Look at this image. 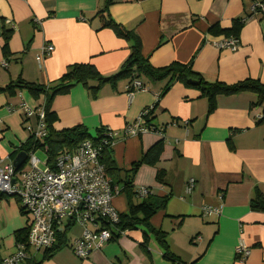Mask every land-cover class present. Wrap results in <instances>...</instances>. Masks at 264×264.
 <instances>
[{
    "label": "crops",
    "instance_id": "crops-1",
    "mask_svg": "<svg viewBox=\"0 0 264 264\" xmlns=\"http://www.w3.org/2000/svg\"><path fill=\"white\" fill-rule=\"evenodd\" d=\"M254 1L114 0L109 14L138 35L143 56L155 68L191 63L208 82L232 85L252 78L264 83V14L245 22L237 52L218 48L215 43L226 37L209 32L214 25L229 29L234 21L248 17ZM104 3L0 0V87L19 79L48 86L76 63L93 64L106 77L119 72L130 56V46L103 28L98 12ZM7 30H13L10 57L2 51ZM46 45L54 46V52L39 59ZM141 82L147 90L133 96L127 80L102 86L95 98L82 85L57 96L51 108L58 118L55 130L83 126L93 137L99 130L115 133L111 156L120 172L108 179L117 182L162 139L155 133L125 135V128L151 109L152 123L166 128L163 152L155 166H140L133 187L150 189L153 201L169 197L165 209L150 220L152 228L167 234L170 251L186 264H264V212L250 207L256 190L264 193V123L259 124L264 106H254L257 95L220 96L208 115V102L198 90L174 83L158 99L166 82ZM21 102L36 108L45 98L35 99L27 91L0 94V159L13 161L10 155L31 137L19 111ZM161 170L166 174L164 184L157 180ZM190 180H194L192 191H188ZM220 204L224 207L219 217L202 216L204 206ZM114 207L120 214L128 212L125 194L118 191ZM26 226L19 202L2 198L0 261L15 254L16 234ZM72 229L73 235L67 236ZM81 232L80 227L69 226L65 244L52 257L44 259L45 251L30 253L26 264H173L152 233L142 229L125 231L80 260L71 248ZM241 244L251 250L245 260L237 257Z\"/></svg>",
    "mask_w": 264,
    "mask_h": 264
},
{
    "label": "built area",
    "instance_id": "built-area-1",
    "mask_svg": "<svg viewBox=\"0 0 264 264\" xmlns=\"http://www.w3.org/2000/svg\"><path fill=\"white\" fill-rule=\"evenodd\" d=\"M264 14V3L255 0L244 22ZM215 45L221 50L237 52L241 47L236 37L218 41ZM54 46L42 48L41 57L54 52ZM6 67L7 64L4 63ZM128 91L130 96L136 92L146 91L147 87L139 80ZM130 87L128 86L127 89ZM149 110L144 111L135 123L125 128L127 137H139L147 133H155L165 138V128L150 127L145 123ZM27 131L36 140H44L48 135L45 103L31 108L25 102L19 105ZM262 118V117H260ZM188 123H186L187 125ZM2 121L0 120V129ZM171 125L177 126V122ZM108 139L93 141L86 139L71 152H62L43 164L35 154L39 150L27 152L28 160L22 168H16L13 161L0 159V200L12 198L19 202L23 215L27 218V241L17 243L15 254L0 261V264H26L30 253L48 251L58 243V234L66 232L69 226L81 228V235L73 242L72 251L80 260H86L95 250H100L106 243L121 236L125 231L117 228L120 213L114 207V197L118 194L111 186L100 162L103 145L113 146L116 134L106 130ZM45 168H41L40 165ZM26 166L28 168H26ZM194 188V180H190L188 191ZM141 198L151 195L148 188L138 190ZM223 204L204 206L203 217H219ZM237 257L245 260L251 250L241 244L238 246Z\"/></svg>",
    "mask_w": 264,
    "mask_h": 264
},
{
    "label": "trees",
    "instance_id": "trees-1",
    "mask_svg": "<svg viewBox=\"0 0 264 264\" xmlns=\"http://www.w3.org/2000/svg\"><path fill=\"white\" fill-rule=\"evenodd\" d=\"M114 4V0H105L104 7L98 12V16L103 21V28L110 29L114 34L129 43L130 56L122 65L119 72L106 77L102 75L99 70L90 63H76L68 66L66 72L56 81L52 82L48 86L26 82L22 79L17 80L16 83H10L5 87H0V94H8L9 96H15L17 91H27L35 99H39L41 96L45 98V110H46V122L48 135L44 140H36L34 137H30L28 141L18 150L14 151L11 155V159H15L21 151L30 152L31 150H47V155L50 159L55 158L62 152L74 151L78 145L86 139H91L94 142L101 139H108L106 130H99L96 137L91 136L86 128L83 126H77L71 129L57 131L54 128L55 122L58 120L56 114L51 111L54 99L57 96L68 94L74 87L82 85L87 88L91 95L95 98L98 92L104 85L116 86L120 81H128L130 87L128 91H134L132 84L135 81H141L146 79L148 81L159 83L166 82L163 92L159 98L163 97L171 88L174 83H181L186 88L195 89L201 92L203 98L208 102V115L213 113L216 109V101L220 96H233L241 93H254L257 95L258 100L254 105L264 106V83L257 79L247 78L232 85L225 84L223 82H208L201 74L196 72L192 64L173 63L167 67L155 68L149 60L143 56L142 43L140 38L135 32L126 30L122 25L116 23L109 14V8ZM245 22L241 20L234 21L233 25L229 29H223L218 24L210 28L209 32L215 36L224 35L226 38L236 37L239 38L241 30ZM13 30H7L4 33V45L2 51L6 57H10L9 42L12 37ZM8 59V58H7ZM156 108V104H155ZM153 111L150 110L145 117V123L150 127H157L152 123ZM264 123V118L259 124ZM164 129L165 127H161ZM166 131V128H165ZM165 138L162 137L160 141L155 143L148 151H146L142 158L135 162L129 170L125 172V179L117 180V182L111 181V186L119 193L125 194L128 200L129 210L126 214H120V223L117 228L121 231L132 230H148L152 233L160 247L164 251V257L171 261L173 264H186L176 257L169 248L167 242V234L161 230H155L150 224V220L159 210H164L169 197L162 199L161 201H153V197L141 198L138 191L134 190L133 180L134 177L142 165L155 166L162 155ZM231 149L234 147L230 144ZM112 147L109 145H103L102 153L100 156V162L105 169L107 178H111L116 172L120 170L114 167V162L111 156ZM109 176V177H108ZM166 174L164 171H159L157 174V180L159 183H165ZM135 199H144L139 203H135ZM250 207L253 211L264 212V193L260 190H256L253 199L250 202ZM28 231L27 228L17 232V243H25L27 241ZM66 233L62 232L58 234V243L51 250L46 251L44 259H49L52 255L65 244ZM118 237V236H117Z\"/></svg>",
    "mask_w": 264,
    "mask_h": 264
},
{
    "label": "water",
    "instance_id": "water-1",
    "mask_svg": "<svg viewBox=\"0 0 264 264\" xmlns=\"http://www.w3.org/2000/svg\"><path fill=\"white\" fill-rule=\"evenodd\" d=\"M28 160V154L26 151L20 152L17 157L13 160V164L16 168H20Z\"/></svg>",
    "mask_w": 264,
    "mask_h": 264
},
{
    "label": "rangeland",
    "instance_id": "rangeland-1",
    "mask_svg": "<svg viewBox=\"0 0 264 264\" xmlns=\"http://www.w3.org/2000/svg\"><path fill=\"white\" fill-rule=\"evenodd\" d=\"M35 156L39 159V160H41V162L44 164L45 163V161L47 160V155H46V153L44 152V151H42V150H38L37 152H36V154H35ZM41 166V168L43 169V168H45V166L44 165H40ZM26 168H28L27 166H26ZM77 228V227H76ZM74 230L72 229V230H70V231H68L67 232V236L69 235V236H72L73 235V232Z\"/></svg>",
    "mask_w": 264,
    "mask_h": 264
}]
</instances>
